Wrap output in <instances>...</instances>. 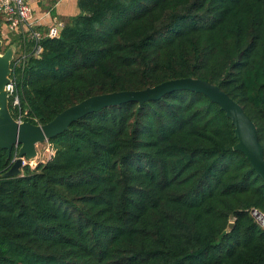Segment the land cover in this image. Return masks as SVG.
I'll use <instances>...</instances> for the list:
<instances>
[{"label":"trees","instance_id":"obj_1","mask_svg":"<svg viewBox=\"0 0 264 264\" xmlns=\"http://www.w3.org/2000/svg\"><path fill=\"white\" fill-rule=\"evenodd\" d=\"M78 8L39 56L10 34L14 118L45 124L95 94L193 77L242 106L264 153V0ZM236 142L217 103L179 90L79 118L16 176H2L12 156L0 149V264H264V229L248 213L264 212V181Z\"/></svg>","mask_w":264,"mask_h":264},{"label":"water","instance_id":"obj_2","mask_svg":"<svg viewBox=\"0 0 264 264\" xmlns=\"http://www.w3.org/2000/svg\"><path fill=\"white\" fill-rule=\"evenodd\" d=\"M1 47L2 40L0 39V49ZM15 50L16 45L11 44L3 52H0V149L6 150L9 157L12 156L13 149H17V158L2 173L3 177L20 174L25 167L22 158L34 160L37 156L38 144L47 142L52 137L64 132L72 122L89 113L131 101L142 104L158 100L174 91L190 90L204 94L225 111L226 116L231 120L237 140L233 150L242 152L264 181V153L256 126L242 106L216 84L193 77L170 79L140 90H120L89 96L57 113L52 120L45 124H35L30 121L19 122L11 114L6 90V85L10 81L11 61ZM233 226L234 221L230 220L225 231L229 232Z\"/></svg>","mask_w":264,"mask_h":264},{"label":"built area","instance_id":"obj_3","mask_svg":"<svg viewBox=\"0 0 264 264\" xmlns=\"http://www.w3.org/2000/svg\"><path fill=\"white\" fill-rule=\"evenodd\" d=\"M0 17L3 18L7 29L11 31V33L27 34L28 38L31 39L34 43L33 54L36 56H39V54L42 52V46L40 45V41L45 37H58L60 35L61 28L63 27V25H53L49 27L46 31H40L37 27H35L32 9L28 0H0ZM19 60L20 58L18 57V61ZM6 90L8 92V97L12 96V107L15 108L19 106V97L14 94V82L11 80V78L9 83L6 85ZM24 114H26V112ZM24 114H19L14 119L19 122L26 121L23 118ZM38 145L37 156L35 159L38 158L39 154ZM49 146L50 147H48L45 152L48 153V157L50 158L54 155L55 150L50 144ZM16 158L17 149L12 154L9 166L16 160ZM31 162L32 161L30 160L22 158V163L25 164V166L29 165L31 167ZM248 213L253 219V221L259 227L264 229V212L257 207H251L248 209Z\"/></svg>","mask_w":264,"mask_h":264},{"label":"crops","instance_id":"obj_4","mask_svg":"<svg viewBox=\"0 0 264 264\" xmlns=\"http://www.w3.org/2000/svg\"><path fill=\"white\" fill-rule=\"evenodd\" d=\"M35 27L46 31L49 27L64 25L65 21L79 12L78 0H28ZM1 28L6 25L1 18Z\"/></svg>","mask_w":264,"mask_h":264},{"label":"rangeland","instance_id":"obj_5","mask_svg":"<svg viewBox=\"0 0 264 264\" xmlns=\"http://www.w3.org/2000/svg\"><path fill=\"white\" fill-rule=\"evenodd\" d=\"M11 31H9L6 28H1L0 27V39L2 40V47L0 49V52H3L6 48H7V44H8V38L10 36ZM18 54H14V56H17ZM50 147L49 143L44 142L38 145V158L32 160L31 162V168L35 167L38 163H44L49 157H48V153L45 152V150Z\"/></svg>","mask_w":264,"mask_h":264}]
</instances>
